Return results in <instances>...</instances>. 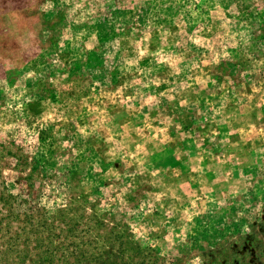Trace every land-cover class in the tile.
<instances>
[{
    "label": "rangeland",
    "instance_id": "374dc122",
    "mask_svg": "<svg viewBox=\"0 0 264 264\" xmlns=\"http://www.w3.org/2000/svg\"><path fill=\"white\" fill-rule=\"evenodd\" d=\"M0 264H264V0H0Z\"/></svg>",
    "mask_w": 264,
    "mask_h": 264
},
{
    "label": "trees",
    "instance_id": "16d2710c",
    "mask_svg": "<svg viewBox=\"0 0 264 264\" xmlns=\"http://www.w3.org/2000/svg\"><path fill=\"white\" fill-rule=\"evenodd\" d=\"M72 254H74V253H72Z\"/></svg>",
    "mask_w": 264,
    "mask_h": 264
}]
</instances>
